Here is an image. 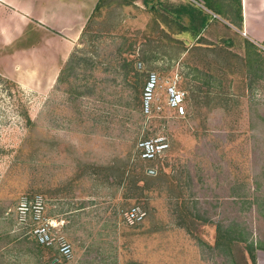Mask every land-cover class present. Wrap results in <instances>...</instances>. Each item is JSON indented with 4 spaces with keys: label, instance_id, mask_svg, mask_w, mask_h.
<instances>
[{
    "label": "rangeland",
    "instance_id": "1",
    "mask_svg": "<svg viewBox=\"0 0 264 264\" xmlns=\"http://www.w3.org/2000/svg\"><path fill=\"white\" fill-rule=\"evenodd\" d=\"M106 1L56 76L24 87L0 74V264H244L241 249L253 264L249 242L264 264V48L228 24L171 37L150 2ZM33 38L9 35L0 67L29 66L31 52L16 50ZM151 70L161 108L148 114ZM175 76L182 115L165 103ZM157 133L168 148L140 159L137 140ZM27 193L64 219L70 258L18 228L15 206ZM131 206L139 220H127ZM219 226L230 229L220 239Z\"/></svg>",
    "mask_w": 264,
    "mask_h": 264
},
{
    "label": "crops",
    "instance_id": "2",
    "mask_svg": "<svg viewBox=\"0 0 264 264\" xmlns=\"http://www.w3.org/2000/svg\"><path fill=\"white\" fill-rule=\"evenodd\" d=\"M97 1L0 0L1 46L5 43L8 45L6 38L9 35L14 36L12 43L19 41L22 35L35 37L32 44L16 50L19 53L27 50L31 52L32 57L26 58L30 62L29 66L17 69L13 65L9 69L10 65L7 64L6 69L0 67V74L24 87H31L41 80L47 81L48 77L56 76L54 69H57V61L72 50L84 24L92 17ZM152 1L134 0V3L146 5L150 2V7L157 8L171 37L198 38L205 36L212 25L228 24L264 48V0H215L217 3L213 1L209 4L205 0H155L156 4ZM191 7L194 8L193 12ZM201 20L204 21L202 25ZM191 24L196 28L192 30ZM57 41L60 42L58 47L54 46ZM0 53L2 59V56L9 54L4 50ZM32 62L35 64L31 65Z\"/></svg>",
    "mask_w": 264,
    "mask_h": 264
},
{
    "label": "built area",
    "instance_id": "3",
    "mask_svg": "<svg viewBox=\"0 0 264 264\" xmlns=\"http://www.w3.org/2000/svg\"><path fill=\"white\" fill-rule=\"evenodd\" d=\"M160 85L159 74L155 70L148 72L141 95V110L151 114L161 105L155 103L157 88ZM165 103L176 115L185 112V92L177 86V76L171 78L164 86ZM156 104V105H154ZM155 106V109H154ZM169 146L168 138L163 133L141 137L136 142V151L140 159L153 160L164 154ZM143 211L137 206H131L125 216L130 222L139 220ZM15 215L18 228L32 236L38 243L54 247L57 253L68 259L73 255L71 242L62 232L64 219L52 217L46 213L45 202L40 193H27L20 196L16 206Z\"/></svg>",
    "mask_w": 264,
    "mask_h": 264
},
{
    "label": "trees",
    "instance_id": "4",
    "mask_svg": "<svg viewBox=\"0 0 264 264\" xmlns=\"http://www.w3.org/2000/svg\"><path fill=\"white\" fill-rule=\"evenodd\" d=\"M103 2H104V0H98L97 1V3H96V5H95V7H94V10H93V12H92V16L95 14V12L96 11H98L99 9H100V7L102 6V4H103ZM239 8H240V6H239ZM192 12L194 11V8L193 7H191V9H190ZM241 17V16H240ZM91 18V17H90ZM204 23V21H202L201 20V25ZM191 28H192V30H193V28L195 29L196 27H195V25L194 24H191ZM199 38V37H198ZM197 38V39H198ZM127 64L129 65V64H131V60H129V61H127ZM230 231V229L229 228H222V227H217V238H223V237H225V235H224V233L225 232H229ZM220 233V234H219ZM239 235H237L235 238H238L239 240H241V238H243V235L241 234V231L239 230V233H238ZM217 243H219V242H217ZM36 245L38 246V247H42V244H40V243H38L37 241H36ZM41 245V246H40ZM43 247H45L44 245H43ZM47 247V246H46ZM52 248V247H51ZM245 249H246V252H247V255H248V257L249 258H251V261H252V263L253 264H256L255 263V252H254V250L256 249V246L253 244V242H249L246 246H245ZM241 251V255L243 256V259H244V264H248V260L246 259V258H244L245 257V252H244V250H240ZM63 259H65V258H63ZM50 262H51V264H61V263H59L58 261H56L55 260V256H51L50 257Z\"/></svg>",
    "mask_w": 264,
    "mask_h": 264
}]
</instances>
